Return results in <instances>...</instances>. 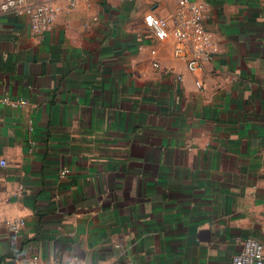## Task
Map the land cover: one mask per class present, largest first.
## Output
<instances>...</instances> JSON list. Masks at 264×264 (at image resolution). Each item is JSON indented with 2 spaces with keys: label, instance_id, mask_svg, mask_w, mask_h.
Returning <instances> with one entry per match:
<instances>
[{
  "label": "crops",
  "instance_id": "crops-1",
  "mask_svg": "<svg viewBox=\"0 0 264 264\" xmlns=\"http://www.w3.org/2000/svg\"><path fill=\"white\" fill-rule=\"evenodd\" d=\"M196 1L193 71L145 23L171 30L178 0H52L43 34L0 8V95L24 100L0 102V264H230L264 243V0Z\"/></svg>",
  "mask_w": 264,
  "mask_h": 264
},
{
  "label": "built area",
  "instance_id": "built-area-1",
  "mask_svg": "<svg viewBox=\"0 0 264 264\" xmlns=\"http://www.w3.org/2000/svg\"><path fill=\"white\" fill-rule=\"evenodd\" d=\"M52 0H1L0 8L13 14L28 15L30 28L36 34L49 31L55 22L56 12L51 6ZM179 9L174 19L171 30H168L164 20L155 15H149L145 19L148 30L158 39H166L169 34L176 39L178 46L175 47L176 54L188 52L187 67L193 71L211 58L209 51L210 32L204 25V1L178 0ZM158 66L157 62L153 63ZM201 87L200 82H196ZM23 99L10 100L0 95V102L17 106L23 103ZM6 166V161L0 159V167ZM65 170L60 172L61 175ZM6 227L18 232L24 225L22 218H11L5 221ZM240 239V238H239ZM238 251L232 256L230 264H264V243L259 239L248 236L241 238ZM26 264H84L80 260L63 261L58 258L44 259L35 254L28 258ZM118 264H125L120 262Z\"/></svg>",
  "mask_w": 264,
  "mask_h": 264
}]
</instances>
